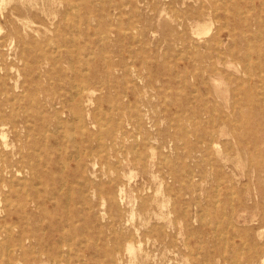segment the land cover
Wrapping results in <instances>:
<instances>
[{"label":"rangeland","instance_id":"obj_1","mask_svg":"<svg viewBox=\"0 0 264 264\" xmlns=\"http://www.w3.org/2000/svg\"><path fill=\"white\" fill-rule=\"evenodd\" d=\"M0 1V86H3V80L11 97L20 96L36 87H63L65 80L74 77L73 71H80L79 81L95 89L96 101L90 107L93 117L87 116L88 107L81 103L83 122L64 125L59 129L58 137L64 143L82 141V134L88 128L95 134L93 147L98 153L94 167L95 188L88 196L92 208L79 202L74 205L80 215L76 224L83 227L89 221L88 232L85 226L84 232H76L74 236H70L74 232H0V264H8L10 256L21 257V249L15 245L17 240H23L26 247L33 249L34 246L40 247L37 238H41L42 245L60 247L65 253L59 262L43 260L33 264H264V199L260 208H252L251 198L255 197L256 185L245 177L253 170L256 161L264 164V104L247 106L243 114L233 109L239 80H248L247 73L252 71L264 74V0ZM203 2L207 7L205 11L216 15L214 20L211 16L202 19V25L208 28L204 32L190 27L192 21H186L187 16L195 14ZM210 3L216 5L212 10ZM48 15L51 18H47ZM246 18L251 44L248 47L246 40L245 44L239 43V48H234L236 56L228 57L225 48L233 46L228 33ZM24 21H31V27L24 26ZM223 26L220 32L223 45L208 49V40ZM75 39L79 41H73ZM208 54H220L224 62L227 61L220 65L224 73V78L218 82L220 88L214 85L207 72L193 78L192 67L197 55ZM259 64L262 69L258 68ZM262 86L260 83L256 89L260 99L264 95ZM28 109L26 113H19L18 122H28L26 125L34 130L32 137L37 138L39 130L46 132L40 139L48 147L56 145V138L52 136L54 121L46 123L43 128V121L37 117L40 112L37 107L30 104ZM52 111L47 107L40 113L52 119ZM24 115L30 118L23 119ZM224 119L237 127L241 122H254L258 126V141L246 133V149L240 151L236 139L225 131L227 135L217 139L218 147L211 150L202 146L196 150L192 148L203 131L215 127L219 130ZM23 126L24 123L19 127L21 137L7 128V138L10 139L7 140L11 145H18L28 138ZM227 142L231 161L226 164L223 157ZM102 144L107 150L99 153ZM141 158L147 164H143ZM9 160L12 159L9 157ZM12 163L15 170V161ZM70 169L76 172V177L69 180L70 186L76 190L74 197H87L88 193H83L87 170L79 167L77 160H71ZM54 175L60 178L62 172L58 170ZM8 193V188L0 184V229L16 222L15 217L8 216L4 198H10L15 204L21 200L20 191L9 193L10 197ZM94 246L99 250L109 248L112 255L96 254ZM129 246L133 248L132 252L128 251ZM35 256L38 255L34 254V259ZM236 256L239 257L238 263ZM15 262L24 264L20 260Z\"/></svg>","mask_w":264,"mask_h":264},{"label":"bare ground","instance_id":"obj_2","mask_svg":"<svg viewBox=\"0 0 264 264\" xmlns=\"http://www.w3.org/2000/svg\"><path fill=\"white\" fill-rule=\"evenodd\" d=\"M21 1V0H20ZM23 1V0H22ZM43 1V0H42ZM41 1V4H42ZM53 1V0H52ZM252 1V0H251ZM2 3V1H0ZM32 2V1H31ZM34 2V1H33ZM60 2V1H59ZM58 2V3H59ZM194 2V1H193ZM220 2V1H219ZM225 2V1H224ZM26 3V2H24ZM30 3V2H29ZM47 3V2H46ZM54 3V2H53ZM61 3V2H60ZM184 3V2H183ZM199 3V2H198ZM217 3V2H216ZM220 3H223V1H221ZM226 3V2H225ZM7 4V3H6ZM51 4V3H50ZM55 4V3H54ZM71 4V3H70ZM253 4V3H252ZM251 4V5H252ZM255 4V3H254ZM4 5V4H3ZM43 5V4H42ZM110 5V4H109ZM144 5V4H143ZM141 5V6H143ZM184 5V4H183ZM45 6V5H44ZM47 6V5H46ZM51 6V5H49ZM48 6V9H49ZM197 6V5H196ZM216 6V5H215ZM213 6L212 3H210L209 8H211V10L215 7ZM5 7V6H4ZM22 7V6H21ZM33 7V6H32ZM56 7V6H55ZM43 8V7H42ZM205 8H207L205 6V3L203 2V4L200 6V8H198V10L196 11L195 14H191L189 16H187L186 21H192V24L190 25V27L192 28H197L199 31L204 32L206 29L205 25H202V19L204 18V20L206 19L207 16H211V18L213 19V17H215L214 15L210 14V12H206ZM47 9V8H46ZM51 9V8H50ZM52 10V9H51ZM50 10V13H51ZM56 10V8H55ZM255 10V9H254ZM47 11V10H46ZM71 11V10H70ZM75 11V10H74ZM241 11V10H240ZM244 10H242L241 12H243ZM256 11V10H255ZM2 12V11H1ZM0 12V13H1ZM59 12V11H58ZM77 12V11H75ZM165 12V11H164ZM216 12V11H215ZM214 12V13H215ZM226 12V11H225ZM247 12V11H246ZM54 13V12H53ZM52 13V14H53ZM213 13V12H212ZM218 13V12H216ZM42 14V12H41ZM47 14V13H46ZM45 14V15H46ZM56 14V13H55ZM58 14V13H57ZM74 14V13H73ZM163 15V13H161ZM229 14V13H227ZM249 14V13H247ZM3 15V14H2ZM44 15V16H45ZM50 15V14H49ZM48 15L47 18H51ZM54 15V14H53ZM246 15V14H245ZM55 16V15H54ZM52 16V17H54ZM57 16V15H56ZM55 16V17H56ZM67 16V15H66ZM244 16V15H243ZM251 16V14H250ZM163 17V16H162ZM167 17V16H166ZM46 18V19H47ZM69 18V17H68ZM79 18V17H78ZM77 18V19H78ZM111 18V17H110ZM70 19V18H69ZM49 20V19H47ZM214 20V19H213ZM218 20V19H217ZM220 20L219 19V24H220ZM66 22V20H64ZM174 21V20H173ZM172 21V22H173ZM262 21V20H261ZM50 22V21H49ZM213 22V21H212ZM19 23V22H18ZM31 21H24V23H22L24 26L31 27ZM54 23V21H53ZM248 23L249 21H247V18L244 22L241 21L240 23H237L235 28L233 30H228V36L229 38H231L232 41V45L229 48H225V54L228 57H235L237 52H235V47L237 46V48H239L238 44H245V40L248 43V47L251 44V41L248 40L249 36L247 35L248 32H250L249 30L247 31L248 28ZM34 24V23H33ZM72 24V23H71ZM214 24V23H213ZM213 24H210L211 26ZM208 25V24H207ZM54 27V26H52ZM72 27V26H71ZM110 27V26H109ZM113 27V26H111ZM210 27V26H208ZM214 27V25L212 26V28ZM94 28V27H93ZM224 28L221 27L219 32L217 34H215L211 40H208V49L212 50L213 46H222L223 45V39L221 36V30ZM227 28V26H226ZM24 29V28H23ZM47 29V28H45ZM68 29V28H67ZM137 29V28H136ZM202 29V30H200ZM73 30V28H72ZM86 31V30H85ZM211 31V30H210ZM127 32V31H126ZM47 33V32H46ZM50 33V32H49ZM52 33V32H51ZM197 33V31H196ZM210 33V32H209ZM78 34V33H77ZM125 34V33H123ZM202 34V33H201ZM37 35V34H36ZM73 35V34H72ZM66 37L68 35H65ZM76 36V35H75ZM153 36V35H152ZM157 36V35H155ZM101 37V35H100ZM202 37V36H201ZM68 38V37H67ZM65 38V39H67ZM73 38V36L71 37ZM75 38V37H74ZM95 38V37H94ZM199 38V37H198ZM5 39V38H4ZM3 40V39H1ZM55 40V39H54ZM79 39H75L73 41H76ZM103 38L101 37V41L102 42ZM137 40V39H136ZM8 41V40H7ZM104 41V40H103ZM51 42V41H50ZM49 42V43H50ZM138 42V41H137ZM48 43V45H49ZM56 43V42H54ZM66 43V42H65ZM69 43V42H68ZM75 43V42H73ZM78 43V42H76ZM173 44V43H172ZM46 45V46H48ZM86 45V44H85ZM43 46V45H42ZM56 46V45H55ZM60 46V45H59ZM74 46V44H73ZM77 46V45H76ZM90 46V45H89ZM41 47V46H40ZM57 47V46H56ZM68 46L65 47V49ZM79 47V46H78ZM86 47V46H85ZM181 47V45L179 46ZM178 47V48H179ZM24 48V47H23ZM46 48V47H45ZM52 48V47H51ZM54 48V47H53ZM64 48V47H63ZM71 47H69L70 49ZM49 48H47L48 50ZM58 49V48H57ZM86 49V48H84ZM109 49V48H108ZM111 49V48H110ZM181 48H179L180 50ZM11 50V49H10ZM24 50V49H23ZM45 50V49H44ZM53 50V49H52ZM59 50V49H58ZM63 50V49H62ZM61 50V52H62ZM68 50V49H67ZM72 50H74V48H72ZM78 50V49H77ZM80 50V49H79ZM87 50V49H86ZM144 50V49H143ZM56 51V50H54ZM69 51V50H68ZM75 51V50H74ZM45 52V51H44ZM48 52V51H47ZM70 52V51H69ZM24 53V52H23ZM21 53V54H23ZM37 53V52H36ZM40 53V52H39ZM38 53V54H39ZM73 53V52H72ZM94 53V52H93ZM93 53L91 55H93ZM128 53V52H127ZM261 54V52H259ZM55 54V53H54ZM60 56L63 54L58 53ZM79 53H77L78 55ZM165 54V53H164ZM259 54V55H260ZM107 55V54H104ZM180 55V54H179ZM203 55V54H202ZM52 56V55H51ZM90 56V55H89ZM94 56V55H93ZM109 56V55H108ZM185 56V55H184ZM184 56H182V58H185ZM78 57V56H77ZM83 57V56H82ZM92 57V56H91ZM89 57V58H91ZM146 57V56H145ZM14 58V57H13ZM45 58V57H44ZM54 58V57H53ZM56 58V55H55ZM86 57H84L83 59H85ZM87 58V59H89ZM94 60L96 59L95 57H93ZM191 58V57H190ZM249 58V57H247ZM23 59V57H22ZM60 59V58H59ZM63 59V57H62ZM78 59V58H77ZM106 59V58H104ZM181 59V58H180ZM79 60V59H78ZM86 60V59H85ZM93 60V61H94ZM177 60V59H176ZM60 61V60H59ZM71 61V60H70ZM74 61V60H73ZM87 61V60H86ZM250 61V59L248 60ZM247 61V62H248ZM253 61V60H252ZM183 62V61H182ZM260 62V61H259ZM25 63V62H24ZM39 63V62H38ZM40 63L41 60H40ZM39 63V64H40ZM71 62H69L70 64ZM226 62H224L223 57H221L220 54H218V56H214L213 54L210 55L208 54L207 56H201V55H197V60L193 65V78H197L199 77V73L202 74L203 73H209L210 74V78L214 81H212L214 83V85H216L217 88L221 87V84L218 83L220 82L223 78H224V73L223 71L220 70V65H224L226 64ZM252 62L250 61V64ZM255 63V62H254ZM60 64V63H59ZM80 64V62H79ZM90 64V63H89ZM87 64L86 67L89 65ZM92 64V63H91ZM90 64V65H91ZM56 65V64H55ZM81 65V64H80ZM252 65V64H251ZM1 67V66H0ZM58 67V66H57ZM75 67V66H74ZM81 67V66H80ZM107 67V66H106ZM240 67V66H239ZM261 67V68H260ZM262 64H259L260 69H262ZM236 68V67H235ZM133 69V68H132ZM250 69V68H249ZM248 69V71H249ZM87 70V69H86ZM231 70V69H230ZM235 70V69H234ZM5 71V69L3 70ZM111 71V70H109ZM239 71V70H238ZM86 72V71H83ZM236 72V71H235ZM247 73V72H246ZM262 73V72H261ZM260 72L256 71V72H250L247 73V77H249L248 80H239V89H238V97L237 98V102L233 103V109H237L240 111L241 114L244 113V108L247 106H257L259 103L264 104V95H263V99H260L259 97H257V92L256 89L259 87L260 83H262L264 85V74L261 75ZM73 76L74 77H70V79L65 80L63 83V87H59V88H53V89H40L39 87L33 88L31 89L28 93L24 92L21 93L20 96H13L11 97L7 85L5 82H1V84L3 86H0V184L2 186H5L8 188L9 193L12 192H18L20 191L21 194V200L20 202L18 201V204H15L16 202H13L10 198L6 197V195L4 197L5 199V207L7 210V214L8 216H13L16 219V222L14 224H10V225H3V227H1L0 232H74V234H71L70 236H74L76 235V232H84V226L87 229L86 232H88V228H90V223L89 221H87L85 223V225L83 227H79L76 223L78 222V219L80 220V215L78 210L74 207V205L76 203H83L85 204V206H87L89 209H91L92 207L89 204V193L93 192L91 190H93L95 188V181H94V177L96 178V176H94V168L95 164H96V157H97V151L96 148L93 147V142L96 140L95 134L93 132H91L90 130H88V128H86L85 130V134L83 133L82 135L84 136L82 141H74L72 142L71 140H69V142L72 143H64L63 141L60 140V138L58 137L59 135V129H61L64 125L67 124H71V123H75V122H83V109L81 107V103L85 104L88 109H87V116L89 117H93V112L91 111L90 107L92 105L95 104V99H94V94H95V89L92 86H88L83 85L82 82L79 81V76L81 75L80 71H73ZM89 75V74H87ZM40 76V74H39ZM90 76V75H89ZM108 76V75H107ZM25 77H27V75H25ZM84 78V77H83ZM179 78V76H178ZM231 79V78H230ZM51 80V79H50ZM180 80V79H179ZM11 81V80H10ZM140 81V80H139ZM53 83V82H52ZM51 83V84H52ZM102 83V82H101ZM23 85V84H22ZM36 86V84H35ZM53 86V85H52ZM102 88V87H100ZM260 89V88H259ZM262 89H264V86H262ZM170 90V88H169ZM197 90V89H196ZM26 91V90H25ZM258 91V90H257ZM264 91V90H263ZM146 92V91H145ZM170 92V91H169ZM172 92V91H171ZM262 93V91H261ZM195 96V93H194ZM197 96V95H196ZM208 96V95H207ZM199 97V96H197ZM127 99V98H125ZM209 100V99H208ZM226 101V100H225ZM27 102V104H26ZM226 103V102H225ZM258 103V104H256ZM30 104H32L33 106L37 107V110L40 111L41 113L43 112L44 108H50L53 111V116H51L52 119H49V115H41V113H37L38 114V118L41 121H43V128L46 127V123L51 122V120L54 121V129H53V134L52 136H54L56 138L55 144L53 147H48L46 143H44L41 139L40 136L41 135H46V132H43L41 130H39V136L32 137L34 130L30 127H28L26 124L28 123L27 121H19L17 120L19 113H26L28 112V106H30ZM228 104V103H227ZM237 107H235L236 105ZM207 105V104H206ZM205 105V106H206ZM138 107V106H137ZM138 109V108H137ZM207 109V108H206ZM216 109V108H215ZM147 110V109H146ZM210 110V109H209ZM103 111V110H101ZM214 111V110H213ZM30 113V112H29ZM109 114V113H108ZM106 114V115H108ZM113 114V113H112ZM111 114V116H112ZM218 114V113H217ZM66 119H64L65 116ZM148 115V114H147ZM29 117V116H27ZM27 117L25 118V115L23 116V119L27 120ZM176 117V115L174 116ZM227 117V116H225ZM229 117V116H228ZM30 118V117H29ZM220 118V117H219ZM245 118V117H243ZM92 119V118H91ZM141 119V117H140ZM215 119V118H213ZM221 119V118H220ZM101 121V120H100ZM190 121V120H189ZM195 122H197L195 120ZM234 122V121H233ZM241 122V121H240ZM24 123L23 128L25 129L26 132V140H19L20 144L18 145H11L9 143L7 138V128L9 127L10 129H12L13 133L19 137H21V135H19V127L21 126V124ZM52 123V122H51ZM121 123V122H120ZM162 123V122H161ZM241 126L237 127L236 125L233 126V123L231 124L229 120L224 119L221 123V126L219 127V130H216V127L211 129L210 131H203L202 134H200L199 140L196 141V143L192 144V148L194 150H196V148H206L207 150L212 148L215 146L218 147L219 145V141H217V139H220L221 136L224 135H229L232 138H235L237 141V144L239 146V150L241 151L242 149H246V145L247 143L244 142V137L245 134L248 133V135L251 137V139L253 138L255 142H257V138H256V134L258 131V126L256 124H254V122H241ZM83 124V123H82ZM180 124V123H179ZM214 124V122H213ZM236 124V123H235ZM29 125V124H28ZM110 125V124H109ZM122 125V124H121ZM163 125V124H162ZM201 125V124H200ZM106 126V125H105ZM213 126V125H212ZM215 126V125H214ZM71 127V126H69ZM82 127V126H81ZM200 127V126H199ZM30 128V129H29ZM34 128V127H33ZM104 128V127H102ZM23 129V130H24ZM83 129V128H82ZM106 130V129H105ZM108 131V130H107ZM225 131L227 134H225ZM115 132V131H114ZM190 132V131H189ZM206 132V133H204ZM63 133V132H62ZM100 133V132H99ZM101 133H102V129H101ZM100 133V134H101ZM191 133V132H190ZM196 133V131H195ZM51 135V133H50ZM191 135V134H190ZM99 136V135H98ZM58 137V138H57ZM101 137V136H100ZM8 139V140H7ZM47 139V138H46ZM58 139V140H57ZM137 139V138H136ZM104 140V138H103ZM186 140V139H185ZM66 141V140H65ZM99 141V140H98ZM97 141V142H98ZM103 142V141H101ZM137 142V141H136ZM80 143H82L83 145H81ZM99 143V142H98ZM201 143V145L199 144ZM187 144V143H186ZM99 145V144H98ZM124 145V144H123ZM188 145V144H187ZM101 146H103V148L99 151V153L101 152H105L107 150L105 144H102ZM138 146V145H137ZM189 146V145H188ZM200 146V147H199ZM13 147V148H12ZM156 147V146H155ZM171 147V146H170ZM229 147V143H225V148H226V153H224V157L223 160L225 161V163L227 164L229 161H231V156L228 153L229 151L227 150V148ZM249 147V146H247ZM99 148V147H98ZM114 148V147H113ZM109 149V147H108ZM125 148L123 147V150ZM137 149V148H135ZM234 149V147H233ZM122 150V149H121ZM211 150V149H210ZM126 151V150H124ZM137 152V151H136ZM210 153V152H208ZM250 153V152H249ZM104 154V153H103ZM251 154V153H250ZM141 155V154H140ZM99 156V155H98ZM9 157L12 160H9ZM213 157V156H211ZM165 159V157H163ZM257 158V156H256ZM16 159V160H15ZM108 159V158H107ZM203 159V158H202ZM71 160H77L78 161V165L79 167L81 166L82 168H85V170H87L88 174H87V178H85V186H86V190L84 188L83 193L85 194V191L87 194V197H85L84 195H82L79 199H76L74 196V194H76V190L75 188H72L70 186V179H73L76 177V172H74V170L72 171V169H70V162ZM205 160V159H204ZM209 160V158H208ZM13 161H15L16 164V169L14 170L15 165L12 163ZM142 162H144L143 164H147V161L143 160L141 158ZM206 161V160H205ZM154 162V161H153ZM204 162V161H203ZM210 162V161H209ZM253 162V161H252ZM131 163V162H130ZM206 163V162H204ZM212 164V162H211ZM91 166V167H90ZM97 167V166H96ZM105 167V166H104ZM161 167V165L159 166ZM230 167V166H229ZM108 169V168H107ZM117 169V168H116ZM115 169V170H116ZM155 169V167H154ZM214 169V168H213ZM61 171L62 175L60 178H57L54 174L57 171ZM153 170V169H152ZM211 170H212V166H211ZM218 170V169H217ZM116 172V171H115ZM134 172V171H133ZM93 173V174H92ZM136 173V172H135ZM131 175V173H130ZM127 176V175H126ZM153 176V175H152ZM193 176V175H192ZM246 179L250 182H255L256 185V193H255V197L251 198V201L253 202V206L252 208H260V203L261 201L264 199V187L262 186L263 181H264V164L258 160L254 163L253 165V170L248 172L246 174ZM128 178V177H127ZM126 178V179H127ZM138 178V177H137ZM155 178V176H154ZM191 178V176H190ZM189 178V179H190ZM193 178V177H192ZM191 178V180H192ZM205 178V176H204ZM129 180V179H128ZM134 180V179H133ZM153 180V179H152ZM155 180V179H154ZM156 180H158V177L156 178ZM155 180V181H156ZM194 180V178H193ZM220 180V179H218ZM112 181V180H111ZM159 181V180H158ZM222 181V179H221ZM225 181V180H223ZM87 182V185H86ZM122 182V181H121ZM133 182V181H132ZM164 181H162L163 183ZM200 182V181H199ZM232 182V180H231ZM100 183V182H99ZM112 183V182H111ZM110 183V184H111ZM123 183V182H122ZM157 183V182H156ZM159 183V182H158ZM221 183V182H220ZM124 184V183H123ZM184 184V183H183ZM226 183H224L225 185ZM162 185V184H159ZM247 185V184H246ZM220 187V186H219ZM117 188V187H116ZM164 188V187H163ZM170 189V187H168ZM197 188V187H196ZM5 189V188H4ZM160 189V188H159ZM124 190V188H123ZM217 190V188H216ZM4 191V190H3ZM198 192V191H196ZM232 192H233V188H232ZM8 193L9 197L10 194ZM17 196V194H15ZM101 195V194H100ZM99 195V196H100ZM161 195V194H160ZM125 196V195H124ZM214 197L216 198L217 196ZM235 198V197H234ZM117 199V198H116ZM174 199V198H173ZM209 199V197L207 198ZM214 199V198H213ZM232 200V199H231ZM117 201V200H114ZM137 201V200H136ZM119 203V202H118ZM215 203V202H214ZM221 203V202H220ZM123 204V203H122ZM219 204V203H218ZM232 204V201H231ZM13 205V207H12ZM131 205V204H130ZM217 205V204H215ZM79 206V205H78ZM4 207V205H3ZM5 207L3 208V210L5 209ZM135 207V206H134ZM185 207V211H186V206ZM216 207V206H215ZM84 208V207H82ZM189 208V207H187ZM134 209V208H133ZM120 210V209H119ZM173 210V209H172ZM188 210V209H187ZM203 210V209H202ZM201 210V211H202ZM200 211V212H201ZM209 211V209H208ZM133 212V211H132ZM161 212V211H160ZM207 212V211H206ZM185 213V212H184ZM216 213V212H215ZM226 213V212H225ZM234 213V212H232ZM224 214V213H223ZM199 215H204L203 214H199ZM216 215V214H215ZM133 216V215H132ZM140 216V215H139ZM217 216V215H216ZM202 217V216H201ZM78 218V219H77ZM133 218V217H131ZM157 218V217H156ZM213 218V217H212ZM2 219V218H0ZM136 219V218H135ZM160 219V218H159ZM164 219V217H163ZM202 219V218H201ZM210 219V218H209ZM232 219V218H231ZM83 221V220H82ZM133 221V220H132ZM151 221V220H150ZM165 221V220H163ZM159 222V221H158ZM79 223V222H78ZM128 223V222H127ZM151 223V222H150ZM160 223V222H159ZM233 225V223H231ZM230 225V224H229ZM220 226V225H219ZM222 226V225H221ZM220 226V227H221ZM235 227V225H233ZM182 227V226H181ZM216 227H218V225H216ZM136 230V229H135ZM216 230V229H215ZM214 230V231H215ZM215 233V232H214ZM4 234V233H3ZM8 234V233H7ZM11 234V233H10ZM9 234V235H10ZM227 234V233H226ZM138 235V233H137ZM221 235V234H220ZM229 235V234H228ZM1 236V235H0ZM84 236V235H83ZM139 236V235H138ZM191 236V235H190ZM214 236V235H213ZM225 236V235H224ZM10 237V236H9ZM36 237V236H35ZM61 237V236H60ZM77 237V236H75ZM86 237V236H85ZM193 237V236H192ZM220 237V236H219ZM8 238V237H7ZM37 238V237H36ZM80 238V237H79ZM83 238V237H82ZM87 238V237H86ZM133 238V237H132ZM189 238V237H188ZM187 238V239H188ZM203 238V237H202ZM10 239V238H9ZM8 239V240H9ZM74 239V237H73ZM221 239V238H220ZM38 243L40 245L39 248H36V246H34V248L32 249L31 247H26L23 240H17L15 245L19 246L21 249V257L20 258H16V257H11V252L9 253V258H8V264H13L15 261L20 260L22 261L24 264H33L35 262H40L43 260H49V261H60L61 257H63L64 255V251L60 248L57 247L53 248V247H46L44 245H42V240L41 238H37ZM132 240V239H130ZM149 240V239H148ZM203 240V239H202ZM2 241V240H1ZM12 241V240H11ZM87 240H85L86 242ZM90 241V240H88ZM94 241V240H93ZM92 241V242H93ZM137 241V240H136ZM187 241V240H186ZM247 241V240H246ZM28 242V240H27ZM57 242V241H56ZM91 242V243H92ZM115 242V240H114ZM113 242V243H114ZM150 242V241H149ZM234 242V241H233ZM11 243L10 241L8 242V244ZM66 243V242H65ZM94 243V242H93ZM98 242H96L97 244ZM226 243V241H225ZM2 244V243H1ZM0 244V245H1ZM84 244V243H83ZM86 244V243H85ZM89 244V243H87ZM187 244V243H186ZM201 244V241H200ZM14 245V246H15ZM67 247H69L67 245V243L65 244ZM106 245V243H105ZM129 245V244H128ZM127 245V246H128ZM137 245V242H136ZM203 245V243H202ZM244 245V244H243ZM15 246V247H16ZM82 246V244H81ZM131 246V245H130ZM128 247V251L132 252L133 248L132 247ZM2 247V246H1ZM62 247V246H61ZM84 247V246H83ZM225 247V245H224ZM243 247V246H242ZM245 247V246H244ZM257 247V246H256ZM255 247V248H256ZM78 248V246H77ZM123 248V246H122ZM190 247H188L189 249ZM199 248H201L199 246ZM246 248V247H245ZM264 248V247H263ZM262 248V250H263ZM10 249V248H9ZM8 249V250H9ZM70 249V248H69ZM71 249H73V247L71 246ZM119 249V248H118ZM257 249V248H256ZM3 250V249H2ZM141 250V249H140ZM190 250V249H189ZM242 250V249H241ZM244 250V249H243ZM255 250V249H254ZM14 251V250H13ZM69 251V250H68ZM6 252V251H5ZM8 252V251H7ZM94 253L98 254V253H104L107 257H109L110 255H112V250L109 248H102V250H99V248H97L96 246H94ZM118 252V251H117ZM241 252V251H240ZM238 252V253H240ZM258 252V251H257ZM225 253V252H224ZM238 253H236L238 255ZM242 253V252H241ZM245 253V252H243ZM2 254V253H1ZM37 254L38 256L34 259L33 255ZM68 254V253H67ZM66 254V255H67ZM120 254V253H119ZM193 254V253H192ZM227 254V253H226ZM233 254V253H232ZM256 254V253H255ZM82 255V254H81ZM157 255V254H156ZM242 255V254H241ZM258 255V254H257ZM4 256V255H3ZM8 256V254H7ZM95 256V255H94ZM132 256V255H131ZM199 256V255H197ZM96 257V256H95ZM129 257V256H128ZM135 257V256H133ZM236 256V260L238 263ZM2 258V257H1ZM6 258V257H5ZM130 258V257H129ZM200 258V257H199ZM239 258V257H238ZM4 259V257H3ZM34 259V261H33ZM70 259V258H68ZM105 259V258H104ZM235 258H233L234 260ZM242 259V258H241ZM67 260V258H66ZM106 261V260H105ZM232 261V260H231ZM234 261V262H235ZM241 261V260H240ZM122 262V261H121ZM189 262V261H188ZM225 262V261H224ZM229 262V261H228ZM18 262H15V264H17ZM115 263V262H114ZM205 263V262H204ZM242 263V262H241ZM21 264V263H20ZM68 264V263H67ZM84 264V263H83ZM101 264V263H99ZM133 264V262L131 263ZM140 264V263H139ZM167 264V263H166ZM226 264V263H225ZM234 264V263H233ZM243 264V263H242Z\"/></svg>","mask_w":264,"mask_h":264}]
</instances>
